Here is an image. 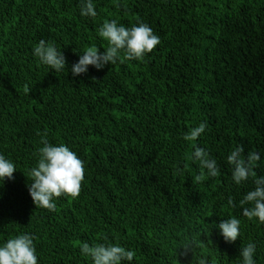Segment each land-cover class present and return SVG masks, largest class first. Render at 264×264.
<instances>
[{
	"label": "trees",
	"instance_id": "16d2710c",
	"mask_svg": "<svg viewBox=\"0 0 264 264\" xmlns=\"http://www.w3.org/2000/svg\"><path fill=\"white\" fill-rule=\"evenodd\" d=\"M97 16L80 15V0H0V155L16 165L0 184V246L34 237L38 264H93L80 245L113 244L135 252L130 264H243L255 244L264 264V224L238 204L254 190L232 180L229 154L260 156L264 176V0H93ZM146 23L161 43L144 60L72 66L88 47L101 53L105 21ZM41 39L66 57L61 72L33 55ZM25 86L30 90L25 91ZM207 125L194 142L183 136ZM84 162L80 196L36 208L29 173L42 135ZM196 147L208 151L220 175L195 183ZM240 220L226 243L217 225ZM196 241L195 253L184 245ZM129 264V262H124Z\"/></svg>",
	"mask_w": 264,
	"mask_h": 264
},
{
	"label": "clouds",
	"instance_id": "9594fccd",
	"mask_svg": "<svg viewBox=\"0 0 264 264\" xmlns=\"http://www.w3.org/2000/svg\"><path fill=\"white\" fill-rule=\"evenodd\" d=\"M80 15L95 18L97 12L93 0H80ZM99 36L107 42V48L101 53L97 47H88L79 60L75 63L71 72L73 76L86 74L89 66L96 70H102L105 65H114L123 58L128 61H143L161 43L160 37L146 23L138 22L136 25L126 27L118 24L116 20L105 21L99 28ZM33 55L38 60L56 72L66 68V57L63 52L41 39L33 48ZM25 91H30L25 86ZM207 125L201 123L198 127L191 129L183 136L185 141L194 142L204 133ZM43 147L39 148V160L36 166L31 168L30 177L32 182L28 184L29 195L36 208L55 211L57 205L55 200L65 197L77 199L82 191L85 180L84 162L78 155L64 144L55 146L46 138L41 137ZM193 159L199 162L201 172L194 178L195 183L203 182L208 177L220 175V169L215 159L211 158L208 151L196 147L192 153ZM260 156L256 152H248L244 155L242 145L237 146L228 156L227 163L232 166V180L236 185H241L249 178L255 184L254 190L247 192L243 199L237 204L229 197V207H239L242 215L248 220L258 219L264 224V176H257L256 169L259 167ZM16 165L0 155V184L5 180H13ZM240 220L231 217L217 225L220 234L226 243H235L240 237ZM34 237L30 234H20L15 238H9L0 246V264H38V257L34 246ZM184 255L195 253L196 241L192 240L182 247ZM81 253L88 256L93 264H124L133 261L135 252L126 250L124 247L113 244H96L90 246L88 243L80 245ZM255 244L249 243L240 251L243 264H256L254 260ZM198 264H208L206 258H201Z\"/></svg>",
	"mask_w": 264,
	"mask_h": 264
}]
</instances>
